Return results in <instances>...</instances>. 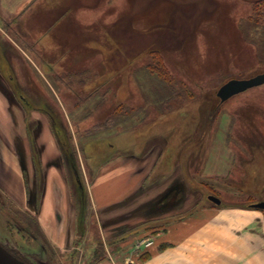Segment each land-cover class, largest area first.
<instances>
[{"label":"rangeland","instance_id":"obj_1","mask_svg":"<svg viewBox=\"0 0 264 264\" xmlns=\"http://www.w3.org/2000/svg\"><path fill=\"white\" fill-rule=\"evenodd\" d=\"M256 1L35 0L15 17H0V153H8L24 175L28 200L19 204L20 192L14 196L0 183V248L10 264L116 262L125 250L122 242L134 237L120 240L124 228L117 222L139 205L144 210L135 220L166 207L190 212L199 205H247L259 192L264 196V175L250 171L252 164L264 168V84L219 103L210 116L220 85L264 72V8ZM159 59L178 93L158 77ZM122 131L134 132L136 153L145 146L159 154L153 188L145 195L137 190L113 211L119 216L104 224L83 193L92 176L81 147L89 137ZM189 135L202 145L177 154ZM52 136L69 160L75 198L87 207L67 247L47 238L37 215L40 185L54 169L40 160V145L47 147ZM172 166L183 172L177 168L163 178ZM125 177L117 188H128ZM162 192L170 196L166 205L151 209L149 197ZM155 199L157 205L161 200ZM158 223L141 226V232ZM141 240L150 238L136 240L137 251L151 246H137ZM136 260L127 256L122 263Z\"/></svg>","mask_w":264,"mask_h":264},{"label":"crops","instance_id":"obj_2","mask_svg":"<svg viewBox=\"0 0 264 264\" xmlns=\"http://www.w3.org/2000/svg\"><path fill=\"white\" fill-rule=\"evenodd\" d=\"M33 1L35 0H0V17H15L29 8ZM132 132L122 131L113 136L91 138L83 144L81 155L92 176V180L83 187V193L97 219L104 224L113 216H119L112 215L113 211L125 207L121 203L133 196L137 190L145 195L153 188L151 175L159 154L151 153L153 148L148 150L149 147L139 149L136 153L138 145ZM10 158L12 157L8 153H0V183L9 193L20 192V195H13L20 198L19 204L25 206L28 204L25 178L16 169V165L9 161ZM40 160H49L50 168L54 167L48 168V174L46 172L38 205L35 201L41 228L54 244L63 247L73 245L87 207L84 201L75 198L74 187L67 173L70 167L61 159L59 146L53 136L47 147L40 145ZM43 162V168L49 167H45ZM169 170L170 168L167 169L168 175L163 178L174 173ZM125 174L127 182L123 184H127L128 188L122 190V186L117 188L118 178ZM155 198L161 200L157 205L154 203ZM169 198L170 196L162 192L149 197L148 201L154 204L151 209H159L166 205ZM131 202L132 200L129 203ZM142 206H137L133 214L129 213L117 222L118 227L124 228L120 231L119 239L123 240L133 234L134 242L132 239H129L132 242H122L125 250L117 255L116 262L107 259L99 264H123V259L127 256L135 260L139 256L135 264H264V209L252 208L248 204H229L217 208L199 205L190 212L174 211V208L167 211L166 207L155 217L144 215L135 220L137 212L144 210ZM128 220H133V224ZM156 222L161 223L156 224L157 227L150 231L141 232V226H153ZM148 238L153 240L150 247L141 251L134 249L136 240Z\"/></svg>","mask_w":264,"mask_h":264},{"label":"water","instance_id":"obj_3","mask_svg":"<svg viewBox=\"0 0 264 264\" xmlns=\"http://www.w3.org/2000/svg\"><path fill=\"white\" fill-rule=\"evenodd\" d=\"M261 84H264V72L257 73L247 78H231L219 86L216 95L222 103L233 95ZM208 199L216 205H219L221 202V200L215 195H209ZM250 207L264 209V201L252 203L250 204ZM9 261L7 254L0 248V264H10Z\"/></svg>","mask_w":264,"mask_h":264},{"label":"trees","instance_id":"obj_4","mask_svg":"<svg viewBox=\"0 0 264 264\" xmlns=\"http://www.w3.org/2000/svg\"><path fill=\"white\" fill-rule=\"evenodd\" d=\"M255 5H257L256 7H258V8L259 7H263L264 8V0H257L256 3H255ZM159 60H161V59H159ZM157 69H158V73H159V76L158 77H160L161 80L163 79V82L169 80V83H170V86L169 87L171 88V91L174 90V93L175 94L178 93L177 90H176L175 85L172 84V79H171L172 78V74L168 71V69H167L166 65L164 64L163 60H161V61H159V63H157ZM218 107H219V103L216 102V104L212 106L210 113L213 115L214 112L217 111V108ZM91 138H96V136L95 137L94 136L93 137H89L88 139H91ZM206 139H207V137H206ZM196 145H200V146L202 145V142L200 141V139L199 140H194V141H193V139H189V141H187L185 143L184 147L178 146V148H177V154L181 150H185L189 146L195 147ZM143 148H145V146H141L140 147L141 150H143ZM192 151L195 152V149H193ZM193 152H191V154H193ZM180 163L182 164L181 161L179 162V164ZM185 168H186V166H185ZM186 172L187 173L184 172V175H185L186 179H188L191 182V179L188 176V171H186ZM191 186H192V184H191ZM192 188H194V187H192ZM247 199H249V198H247ZM249 202H254V200H249Z\"/></svg>","mask_w":264,"mask_h":264},{"label":"flooded vegetation","instance_id":"obj_5","mask_svg":"<svg viewBox=\"0 0 264 264\" xmlns=\"http://www.w3.org/2000/svg\"><path fill=\"white\" fill-rule=\"evenodd\" d=\"M259 73H261V72H259ZM257 74V73H256ZM216 94V93H215ZM216 97L218 98V100H219V102L218 103H221L220 102V99H219V97L216 95ZM22 98V97H21ZM220 105V104H219ZM210 116H213L212 114H210ZM53 123V122H52ZM183 139H182V141H180V145L179 146H181V147H184V145H185V143L187 142V141H189L188 139H190L191 138V136L189 135V137L188 138H185V137H182ZM164 139H165V137H164ZM29 140V139H28ZM29 144V149L30 150H32V147H31V142L29 141L28 142ZM164 143V145H163V147H162V151H164V150H166V147H167V141H166V139H165V142H163ZM59 146V145H58ZM82 149H83V145H82V147H81V151H82ZM164 149V150H163ZM59 150H60V156H61V159H63V161L65 162V165L66 166H69L70 165V163L68 162L69 160L67 159V157H66V155H65V153H64V149H63V146H59ZM180 153V152H179ZM66 157V158H65ZM70 167V166H69ZM172 170L173 171H175V170H181L180 172H183L182 171V169L181 168H179V167H176V166H172ZM178 168V169H177ZM252 170H254V171H252ZM70 168L68 169V171H67V173H68V175H69V178L71 177L70 176ZM250 171H252L253 173L255 172V173H257L258 175L260 174V175H264V168H261V167H259V166H257L256 164H252V166L250 167ZM185 176V175H184ZM187 182H189V184L191 185L192 183L187 179ZM36 183L37 182H35V187H37L36 186ZM40 187L41 188H43V184L42 185H40ZM192 187V186H191ZM263 193H260L259 192V197L257 198V199H255L254 200V202H259V201H261V200H264V196L262 195ZM208 196H209V194L206 196V198L208 199ZM168 201V200H167Z\"/></svg>","mask_w":264,"mask_h":264},{"label":"built area","instance_id":"obj_6","mask_svg":"<svg viewBox=\"0 0 264 264\" xmlns=\"http://www.w3.org/2000/svg\"><path fill=\"white\" fill-rule=\"evenodd\" d=\"M141 244H144L145 246H149V245L153 244V241L150 239V240H146V241L141 240V241L137 242V246H139Z\"/></svg>","mask_w":264,"mask_h":264}]
</instances>
